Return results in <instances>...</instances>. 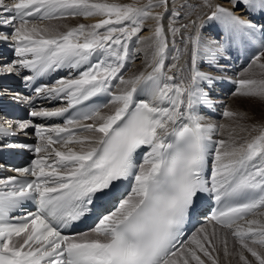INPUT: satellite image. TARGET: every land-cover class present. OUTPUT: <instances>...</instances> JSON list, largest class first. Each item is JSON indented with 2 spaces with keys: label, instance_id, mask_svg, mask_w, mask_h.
<instances>
[{
  "label": "snow or ice",
  "instance_id": "snow-or-ice-1",
  "mask_svg": "<svg viewBox=\"0 0 264 264\" xmlns=\"http://www.w3.org/2000/svg\"><path fill=\"white\" fill-rule=\"evenodd\" d=\"M173 4L0 0V41H13L18 58L0 65V73L28 70L33 75L23 79L31 82L74 70L75 76L55 86L34 89L66 106L30 115L50 118L77 110L63 126L19 122L20 132L34 127V146L9 143L14 133L0 125V147H29L36 154L29 166L13 169L31 179L0 178V264H219L213 253L222 244L230 255L229 235L239 245L241 264H264V220L258 218L264 217V114L252 125L258 134L243 143L235 129L213 141L228 126L206 124L201 115L214 106L210 90L219 79L203 66L218 68L226 52L257 46L249 68L255 65L264 77V0ZM197 8L201 14L190 19ZM76 18L96 22L65 31L44 23ZM130 44L146 45L151 54L145 50L144 68L126 77L134 56ZM236 84L234 96L264 105V78ZM101 95L109 97L103 105H111L108 113L86 104ZM222 115L255 120L247 112L226 109ZM124 180L133 181L127 198L114 211L97 212ZM204 194L220 205L208 218L211 230L201 227L181 239ZM27 204L35 211L11 223ZM91 215L93 229L62 233Z\"/></svg>",
  "mask_w": 264,
  "mask_h": 264
},
{
  "label": "bare ground",
  "instance_id": "bare-ground-1",
  "mask_svg": "<svg viewBox=\"0 0 264 264\" xmlns=\"http://www.w3.org/2000/svg\"><path fill=\"white\" fill-rule=\"evenodd\" d=\"M181 2H183V0ZM188 2H190L192 4H197L199 2V0H188ZM179 4H180V2L178 1V6H179ZM227 6L228 5H225V7H227ZM204 11H206V9ZM200 14H201V10L199 8H197V10L191 14L190 19H195L196 16H198ZM95 22H96L95 19H88V20H84L83 19V20H80L79 18H76V19H67V20H54V21L46 22L45 24H49L50 23V24H53V25H57V24L61 23L64 26V28L62 30L61 29L60 30L64 31V30H67L68 27L76 26L79 23L91 24V23H95ZM164 23H165V25H167L170 22L165 21ZM184 23H189V20H185ZM150 24H152L151 21L148 22V25H150ZM148 25H146V27ZM169 40H171V36L170 35H169ZM177 44H179V38H177ZM145 50L149 53V55L151 54V48H148L146 45H140V44L137 45V54L141 53V58H139V60H141V61L136 63V65L134 66L132 71L127 76H130L133 73H136L139 70H142L144 68L143 61L145 59ZM169 51L171 53V45L169 47ZM166 63L167 64L171 63V54L169 55L168 60L166 61ZM254 67H255V65H253L251 68H248L247 71H244L243 75H246L247 73H249L251 71H254ZM203 70L205 71V69H203ZM230 101H231V99L227 101V103H229V106L227 107V110H232V111H235V112H239V110L236 107V103L230 104ZM110 111H111V107L109 109L103 111L102 113H108ZM251 112H252L251 114L253 115L254 111H251ZM242 120L243 119H241L239 116H237L233 120H228V119L225 118L223 121H221L219 123H216V124L215 123H210L208 121H205V123L206 124H212L214 126H218V125H221V124H224V125L228 126V128L223 131V135L222 136H221L220 132H217V133L214 134L219 139L220 138H227L229 132L232 129H235V136L238 138L240 143H243L244 141L250 140L252 137H254V134H252V131H249L250 127H248V125L250 126V124H248V122H247V124L245 125V123ZM242 128L246 129V130L242 131L241 130ZM255 135H257V134H255ZM253 218H256V217H253ZM258 218L261 219V220H264V217H258ZM212 226L213 225H209L207 227H212ZM220 231L223 233L224 230L221 229ZM233 242H234V240L229 235L228 236V246L230 245V243L232 244ZM229 247H231V246H229ZM232 250H233V248H232ZM230 255H231V253H230ZM230 255H228L226 257L227 264H241V262L239 261V256L238 255L235 258H233V259H231Z\"/></svg>",
  "mask_w": 264,
  "mask_h": 264
},
{
  "label": "rangeland",
  "instance_id": "rangeland-1",
  "mask_svg": "<svg viewBox=\"0 0 264 264\" xmlns=\"http://www.w3.org/2000/svg\"><path fill=\"white\" fill-rule=\"evenodd\" d=\"M180 3L182 0H178ZM178 1L174 0V7H178ZM109 2H116V3H122V4H128V3H132L133 0H109ZM146 2V0H141V3ZM157 11L159 12H163L164 9H157ZM80 20H83L81 18H79ZM170 20V21H169ZM165 21L171 22V18L166 19ZM153 23V22H152ZM57 26H59V28L62 30L64 28V26L60 23L57 24ZM261 70L259 68H257L256 66L254 67V71H251L249 73H247L244 77V79H257L260 80L264 77H262L260 75ZM232 103H236V107L239 110V112H247L249 114V116H254L255 120H250V119H243L242 121L245 123V125L250 124V126L248 125V127H250L249 131H252V125L254 123H257L261 120L262 118V114H264V105H262L259 101L256 100H250V99H245L243 97H239V96H233L231 98L230 104ZM229 104V103H228ZM229 106V105H228ZM227 106V107H228ZM254 111L253 115L251 114ZM235 119V118H234ZM252 134H258L256 131H252ZM212 227H208L209 231L211 230ZM222 233V232H221ZM235 241L229 246H228V251L231 253V259L235 258L238 255V250H239V246L234 244ZM233 248V250H232ZM235 253V254H234ZM213 255H218L219 256V264H227V260H226V256L224 255V250H223V245L222 244H218L217 245V252L213 253ZM226 260V261H225Z\"/></svg>",
  "mask_w": 264,
  "mask_h": 264
}]
</instances>
